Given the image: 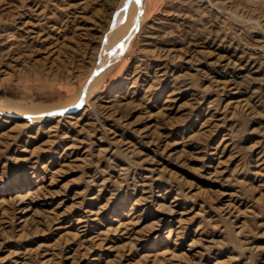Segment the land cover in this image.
Here are the masks:
<instances>
[{
	"label": "rangeland",
	"instance_id": "rangeland-1",
	"mask_svg": "<svg viewBox=\"0 0 264 264\" xmlns=\"http://www.w3.org/2000/svg\"><path fill=\"white\" fill-rule=\"evenodd\" d=\"M0 264H264V0H0Z\"/></svg>",
	"mask_w": 264,
	"mask_h": 264
},
{
	"label": "snow or ice",
	"instance_id": "snow-or-ice-1",
	"mask_svg": "<svg viewBox=\"0 0 264 264\" xmlns=\"http://www.w3.org/2000/svg\"><path fill=\"white\" fill-rule=\"evenodd\" d=\"M136 2H137V3H139V2H140V0H136Z\"/></svg>",
	"mask_w": 264,
	"mask_h": 264
},
{
	"label": "bare ground",
	"instance_id": "bare-ground-1",
	"mask_svg": "<svg viewBox=\"0 0 264 264\" xmlns=\"http://www.w3.org/2000/svg\"><path fill=\"white\" fill-rule=\"evenodd\" d=\"M23 201V200H22Z\"/></svg>",
	"mask_w": 264,
	"mask_h": 264
}]
</instances>
